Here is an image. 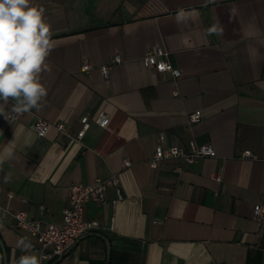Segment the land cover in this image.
Returning <instances> with one entry per match:
<instances>
[{"label":"crops","instance_id":"0c3cea01","mask_svg":"<svg viewBox=\"0 0 264 264\" xmlns=\"http://www.w3.org/2000/svg\"><path fill=\"white\" fill-rule=\"evenodd\" d=\"M31 3L45 9L55 47L41 73L47 96L38 109L13 122L16 101H0V150L15 147L14 159L0 165V207L61 226L73 183L118 173L124 195L115 205L117 190L109 187L105 204L88 202L85 217L100 228L48 264H108L98 235L109 239L110 264H264V223L254 216L264 204V0ZM181 7L197 15L177 24ZM157 47L182 71L179 80L145 65L146 52ZM118 55L122 62L107 81L102 67ZM86 61L90 72L82 70ZM35 113L74 133L84 116L92 126L82 142L54 127L41 138ZM103 113L106 127L94 122ZM193 113L200 123L190 124ZM161 133L167 146L189 148L194 140L212 143L216 154L153 169ZM246 150L258 159L242 158ZM126 158L132 165L123 168ZM0 237L9 264L25 254L16 246L21 238L37 253L34 238L11 217L0 218Z\"/></svg>","mask_w":264,"mask_h":264},{"label":"built area","instance_id":"2783aa9c","mask_svg":"<svg viewBox=\"0 0 264 264\" xmlns=\"http://www.w3.org/2000/svg\"><path fill=\"white\" fill-rule=\"evenodd\" d=\"M143 61L149 69L156 70L161 74L170 73L175 81L182 77V71L175 67L171 61L170 53L161 47L149 49ZM122 62L120 55L116 56L112 62L102 67L104 78L107 81L111 80V70L113 65ZM93 65L86 61L83 64L82 70L90 72ZM29 112V111H28ZM27 112L17 113L14 108L9 112L8 117L15 122L21 119ZM200 113L189 115L190 124L200 123L202 121ZM109 121V116L105 113L95 119V123L101 127H106ZM92 126V121L88 116L81 119V127L77 133H74L70 125L64 122L53 123L41 115L35 113L34 131L41 138L45 137L50 127H54L59 133L69 137L70 139L82 142L87 135V132ZM216 151L212 143L198 144L196 141H191L189 148L178 145H166V136L161 133L156 145L154 155L149 163L153 169L159 167L160 163L170 160H180L184 165L194 164L201 159L215 156ZM242 158L258 159V157L250 150L244 151ZM132 165L129 158L124 159L123 168H128ZM183 166H179L176 171L181 172ZM217 181H221V174L215 175ZM109 187H114L117 190L118 199L114 202L116 205L124 199L121 188L120 174L115 173L111 177L103 179L98 178L93 184L86 185L83 183H73L70 186V203L63 212V225L48 224L43 226L42 221L31 219L26 211H13L9 208L0 207V218L11 217L16 222L20 229L28 232L35 240L34 247L37 254H43L45 259L42 264H48L61 258L67 250H69L77 241L85 234L96 231L100 228V223L97 220H88L85 217V207L90 201L98 204H105L107 201V190ZM10 197L14 195L10 193ZM254 216L257 221L264 223V204L256 206Z\"/></svg>","mask_w":264,"mask_h":264},{"label":"clouds","instance_id":"9594fccd","mask_svg":"<svg viewBox=\"0 0 264 264\" xmlns=\"http://www.w3.org/2000/svg\"><path fill=\"white\" fill-rule=\"evenodd\" d=\"M44 13L45 9L33 5L31 0H0V101L6 104L15 100L17 113L38 109L47 96L41 73L49 68L46 59L55 41ZM195 15V9L178 8L175 22L186 23ZM14 156L13 143V147L0 150V165ZM9 179L5 176V182ZM16 246L25 253L18 264H42L45 259L43 254L32 251L33 245L26 238L18 240Z\"/></svg>","mask_w":264,"mask_h":264},{"label":"water","instance_id":"95a60500","mask_svg":"<svg viewBox=\"0 0 264 264\" xmlns=\"http://www.w3.org/2000/svg\"><path fill=\"white\" fill-rule=\"evenodd\" d=\"M98 236L102 237L107 243V246H108V264H110V261H111V244L109 242V239H107L103 235H98ZM0 245H1L2 250H3L4 264H9L7 249H6L5 243L1 237H0ZM54 264H56V262Z\"/></svg>","mask_w":264,"mask_h":264},{"label":"trees","instance_id":"16d2710c","mask_svg":"<svg viewBox=\"0 0 264 264\" xmlns=\"http://www.w3.org/2000/svg\"><path fill=\"white\" fill-rule=\"evenodd\" d=\"M1 264H4L3 262H1Z\"/></svg>","mask_w":264,"mask_h":264}]
</instances>
